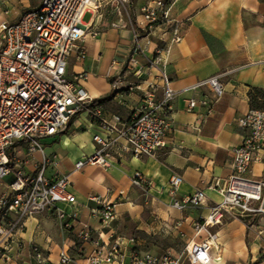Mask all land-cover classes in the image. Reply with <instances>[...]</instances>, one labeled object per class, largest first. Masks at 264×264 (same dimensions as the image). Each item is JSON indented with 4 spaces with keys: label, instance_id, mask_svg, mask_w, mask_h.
I'll return each mask as SVG.
<instances>
[{
    "label": "crops",
    "instance_id": "crops-1",
    "mask_svg": "<svg viewBox=\"0 0 264 264\" xmlns=\"http://www.w3.org/2000/svg\"><path fill=\"white\" fill-rule=\"evenodd\" d=\"M109 1L96 13L87 12L91 14L85 22L91 31L99 30V33L97 36L86 34L81 42L85 55L73 54L69 72L88 73L83 84L94 100L112 98L103 103L92 102L72 118L64 131L44 138V152L37 150L29 158L26 144L21 142L18 147L27 171H34L43 156H58L59 166L48 168L47 175L55 178L67 174L73 182L71 190L77 197L76 204L57 205L72 228L64 226L56 207L38 212L27 218L18 232L22 243L18 256L5 264H34V246L44 251V264H60L63 250L72 257L70 264H90L89 256L97 248V240L119 241L126 254L123 261L105 264H130L133 252L154 251L152 241L158 235H181L187 243L203 239L204 236L196 235L192 222L221 200L217 191L207 189L206 206L179 210L171 204L170 181L175 174L183 175L180 194L184 195L193 193L216 176L225 178L231 173L232 148L243 140L245 133L238 121L252 108L250 89L264 88V0H167L172 6V17L186 23L184 39L173 46L168 65L172 86L179 91L169 111L175 129L168 145L152 156H134L115 147L111 150V166L88 164L76 169L78 160L96 150L94 134L105 132L104 122L91 110L101 107L110 123L114 121V114L121 115L123 123L119 127H123L141 101V91L125 88L123 94L117 95L114 81L131 59L135 46L134 25L143 21L142 6L154 2L134 0L129 6L124 4L129 18H120L111 16L110 6H106ZM42 2L0 0V22L17 20L24 12L39 8ZM112 6V10L118 8L122 13L118 4ZM152 40L150 57L163 43L159 36H152ZM137 59L148 64L144 56ZM136 67L129 74L130 81L137 79ZM156 74L157 69L152 68V74L144 78L153 80ZM216 74H221L225 92L215 113L203 116L201 108L188 111V99L201 95L189 89L190 86ZM161 95L160 89L158 97ZM138 171L151 181L150 185L133 183ZM248 175L263 177L264 153ZM94 195L115 204V220L104 223L93 214L92 208L97 203L90 198ZM179 221L183 224L176 228ZM215 228L217 248L212 250V258L206 264H264V257L257 261L264 255V240L256 234L253 240L248 239L252 230L244 220L230 214ZM83 229L91 230L90 239L78 235Z\"/></svg>",
    "mask_w": 264,
    "mask_h": 264
},
{
    "label": "built area",
    "instance_id": "built-area-1",
    "mask_svg": "<svg viewBox=\"0 0 264 264\" xmlns=\"http://www.w3.org/2000/svg\"><path fill=\"white\" fill-rule=\"evenodd\" d=\"M109 0H43L39 8L24 12L17 20L0 22V183L8 181L0 196V264L18 256L22 243L18 232L27 218L38 212L56 207L66 228L72 223L57 206L59 203L76 204L77 197L72 180L67 174L50 178L48 168H57L59 158L43 156L34 171L23 165L19 144H26L29 158L37 150L44 152V138L64 131L72 118L94 101L83 84L87 72L70 74L69 63L74 53L85 55L81 42L87 33L97 36L99 30H90L85 22L87 12L96 13ZM126 1V0H122ZM141 8L142 22L134 25L135 46L127 66L115 77L114 91L123 94L124 89L141 91V101L123 127V118L113 115L110 123L101 107L91 113L104 122L105 132L94 134L97 143L94 153L78 160L76 169L88 164L111 166V150L117 147L134 156L156 155L168 145L174 131V119L169 114L172 102L179 91L172 86L168 71L170 54L174 45L185 36V22L171 15L167 0H152ZM152 36L163 42L148 52ZM142 39H145L143 42ZM144 56L148 64L137 57ZM137 63V67L136 64ZM135 69L136 80L129 74ZM157 69L155 79L144 78ZM162 90V95L158 93ZM191 90L200 92L199 97L188 99V111L201 108L203 116H211L221 100L225 85L221 74L198 80ZM244 130L243 140L232 148V171L225 177H214L206 185L190 194H180L184 181L175 174L170 181V196L173 207L187 211L204 207L208 203L207 189L217 191L221 200L209 207L207 214L193 220L196 235L207 234L199 241L188 243L185 255L133 252L130 264H206L216 249L217 232L211 228L222 224L227 215L234 214L264 240V175L250 177L254 162L264 153V108L250 109L238 121ZM116 132V134H114ZM134 184L150 185L140 171L133 176ZM97 203L93 214L104 223L116 219L115 204L100 195L90 198ZM182 221L176 222L180 228ZM81 238L90 239V229L78 232ZM119 241L106 243L97 240V248L89 256L90 264H105L123 261L125 252ZM37 264H44V251L33 247ZM72 257L63 250L60 264H70Z\"/></svg>",
    "mask_w": 264,
    "mask_h": 264
},
{
    "label": "rangeland",
    "instance_id": "rangeland-1",
    "mask_svg": "<svg viewBox=\"0 0 264 264\" xmlns=\"http://www.w3.org/2000/svg\"><path fill=\"white\" fill-rule=\"evenodd\" d=\"M134 0H129L128 1H122V0H110L108 4H106V6H110V14L112 17L115 16H120V18H129L127 15V11L124 8V4H126V6H129L130 4H133ZM118 4L119 8L122 10V13H119L118 8L117 11L116 10H112V8H114V6H112V4ZM91 13H86L84 15V19H89ZM7 180L3 183H0V196L3 194V192L6 190V184H7ZM228 219V218H227ZM216 228H211L212 232H215ZM207 234L206 231H204L202 233V237L205 236ZM255 232H250V236L248 237V239L253 240V237L255 236ZM153 245H155V247L153 246V253H157V254H172V255H185V250L186 247L188 245V243L182 238L181 235H171V234H162V235H158L153 241H152Z\"/></svg>",
    "mask_w": 264,
    "mask_h": 264
},
{
    "label": "trees",
    "instance_id": "trees-1",
    "mask_svg": "<svg viewBox=\"0 0 264 264\" xmlns=\"http://www.w3.org/2000/svg\"><path fill=\"white\" fill-rule=\"evenodd\" d=\"M112 96H106L93 101V104L103 103L106 100H109ZM250 105L252 109L264 108V88L261 87H251L250 89ZM83 110V109H82ZM81 110V111H82ZM264 257L262 254L257 261L261 260ZM34 264H37L36 260Z\"/></svg>",
    "mask_w": 264,
    "mask_h": 264
}]
</instances>
